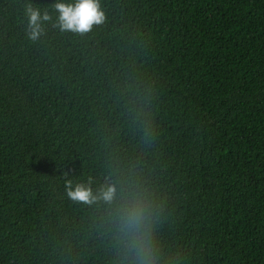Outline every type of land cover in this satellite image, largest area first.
Listing matches in <instances>:
<instances>
[{
  "label": "trees",
  "instance_id": "16d2710c",
  "mask_svg": "<svg viewBox=\"0 0 264 264\" xmlns=\"http://www.w3.org/2000/svg\"><path fill=\"white\" fill-rule=\"evenodd\" d=\"M0 0V264H122L114 213L65 181L135 185L157 264H264V0H100L85 35Z\"/></svg>",
  "mask_w": 264,
  "mask_h": 264
},
{
  "label": "clouds",
  "instance_id": "9594fccd",
  "mask_svg": "<svg viewBox=\"0 0 264 264\" xmlns=\"http://www.w3.org/2000/svg\"><path fill=\"white\" fill-rule=\"evenodd\" d=\"M52 8L56 13L54 21L49 12L25 3V33L29 40L37 41L47 22L61 32L85 35L106 20L100 0H54ZM65 190L72 201L89 205L103 202L112 208L117 244L124 249L122 264H157L152 206L142 189L131 184L118 189L117 183L105 178L95 193L90 180L74 183L67 179Z\"/></svg>",
  "mask_w": 264,
  "mask_h": 264
}]
</instances>
